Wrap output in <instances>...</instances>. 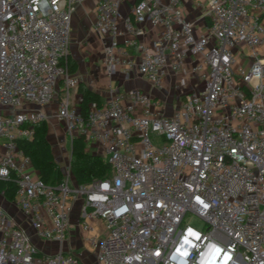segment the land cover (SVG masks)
I'll use <instances>...</instances> for the list:
<instances>
[{
	"label": "built area",
	"instance_id": "obj_1",
	"mask_svg": "<svg viewBox=\"0 0 264 264\" xmlns=\"http://www.w3.org/2000/svg\"><path fill=\"white\" fill-rule=\"evenodd\" d=\"M85 1L0 0V180L15 181L33 228L0 205V264H84L65 246L74 213L97 264H264V0H198L205 30L183 0H98L93 27L109 74L193 87L171 113L164 97L131 88L86 115L71 97L81 76L62 63ZM56 97L66 138L102 149L109 176L79 184L69 160L53 185L18 146Z\"/></svg>",
	"mask_w": 264,
	"mask_h": 264
},
{
	"label": "crops",
	"instance_id": "obj_2",
	"mask_svg": "<svg viewBox=\"0 0 264 264\" xmlns=\"http://www.w3.org/2000/svg\"><path fill=\"white\" fill-rule=\"evenodd\" d=\"M97 1L98 0H86L79 5L74 12L69 51V54L77 62V71L73 73L80 75L83 83L100 94L102 103H105L110 97L111 90L125 92L131 88H141L167 99V112L171 113L178 100L176 96L171 93L172 91H168V87H172V81H174L171 78L167 79L164 88L156 89L145 77H142L137 72H131L129 75L121 70L112 74L107 72L104 64V40L93 27ZM122 7L125 11L124 14H126L129 11L128 4H124ZM183 8L186 17L196 23L197 29L205 30L209 20L204 14V9L198 5V0H183ZM154 31H156V29ZM154 34L155 32H151L146 37V40H152ZM130 49L133 54H137L134 47ZM121 74L124 75L123 79L120 78ZM71 92H73L72 99L74 101H79L80 94L77 88L73 89ZM57 99L58 97H56L54 102L47 108V111L51 115V119L56 118ZM49 134L50 132H48V135ZM2 197L3 199L0 200V205L11 215L20 219L21 225L27 229V231L33 233V228L30 223L24 219L20 210H18L14 199L10 200L4 195ZM73 219L75 223L71 229V239L65 246L67 249H72L77 252L81 256V260L84 264H97L96 254L88 248L80 233L76 221L78 220L77 213L73 214ZM39 244L41 248L49 252H55L58 249L56 243L39 242ZM86 248H88V251Z\"/></svg>",
	"mask_w": 264,
	"mask_h": 264
},
{
	"label": "trees",
	"instance_id": "obj_3",
	"mask_svg": "<svg viewBox=\"0 0 264 264\" xmlns=\"http://www.w3.org/2000/svg\"><path fill=\"white\" fill-rule=\"evenodd\" d=\"M62 63L68 66L70 72L77 71V62L70 54ZM77 90L81 96L80 109L83 114L88 113L92 102L102 103L100 94L85 83L80 82ZM48 128L47 121L35 124L32 136L18 139L17 144L31 157L32 165L38 175L46 182L57 185L63 180L64 173L49 141ZM70 170L77 183L86 184L109 176L112 166L101 154L89 150L83 136H76L71 142ZM0 193L10 200L14 199L15 181L13 179L0 180Z\"/></svg>",
	"mask_w": 264,
	"mask_h": 264
},
{
	"label": "rangeland",
	"instance_id": "obj_4",
	"mask_svg": "<svg viewBox=\"0 0 264 264\" xmlns=\"http://www.w3.org/2000/svg\"><path fill=\"white\" fill-rule=\"evenodd\" d=\"M123 6V5H122ZM121 11L124 13L125 11L123 10V7H121ZM123 74L120 75V78L123 79ZM187 81H189L188 79L185 80V82L187 83ZM166 86V82H164V84ZM191 84L188 85V87H184V85L180 84L179 85H171L172 87H168V91L171 92L174 96H176L177 99L181 98L186 91H188L189 89H191L190 86ZM167 88V87H166ZM71 96L73 98V92H71ZM48 125L50 127V129L48 128V132H50V134L48 135L49 141L52 144L53 147V151L56 157V160L59 164V166L62 168L63 173H64V177H67V165L69 163L71 154H70V150H71V142L69 139L66 138V132L64 129V124L60 123L56 118L50 119L47 121ZM89 150L91 151H95L98 153H101L104 157V159H107V157L104 155V153L102 152V149L97 148V147H89ZM66 175V176H65ZM3 194L0 193V200L3 199ZM186 222L196 226V227H201L204 223L203 219L200 218L197 215H190L187 217ZM97 225L100 228V233H105L106 232V226L105 223L103 222V220H98L97 221ZM86 250L88 251V248H86Z\"/></svg>",
	"mask_w": 264,
	"mask_h": 264
}]
</instances>
